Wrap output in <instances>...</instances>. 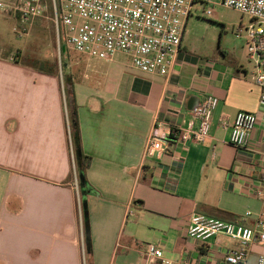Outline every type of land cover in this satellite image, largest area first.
<instances>
[{"label":"crops","instance_id":"1","mask_svg":"<svg viewBox=\"0 0 264 264\" xmlns=\"http://www.w3.org/2000/svg\"><path fill=\"white\" fill-rule=\"evenodd\" d=\"M12 21L13 30L16 15L2 13L0 26ZM184 37L166 76L134 69L123 53L75 52L79 65L62 68L0 48V264H150L148 244L182 264H227L239 242L189 239L192 217L264 221V114L245 43L244 54H204ZM208 96L218 100L209 137L182 144L177 133L199 127L194 109ZM239 111L259 118L244 148L220 125ZM155 129L166 139L150 155ZM261 256L253 244L246 264Z\"/></svg>","mask_w":264,"mask_h":264},{"label":"built area","instance_id":"2","mask_svg":"<svg viewBox=\"0 0 264 264\" xmlns=\"http://www.w3.org/2000/svg\"><path fill=\"white\" fill-rule=\"evenodd\" d=\"M197 4L205 6L203 13L208 17L213 16L215 6H222L249 18L247 23L235 25V34L244 41L248 60L254 67L253 81L260 88L264 114V0H0V12L17 16L13 31L21 36L28 33L34 19L46 17L50 11L59 55L67 47L92 60L109 61L123 53L134 69L166 76L181 49L187 23ZM217 103L216 97H206L194 109L199 127L177 133L178 141H205ZM258 123V116L246 111H239L230 124L226 114L220 118L221 127H230V143L236 148L247 146V137ZM162 138L166 139L159 130H153L146 153L162 151ZM217 235L239 242L237 248L225 253V262L246 264L253 244L264 247V221L258 219L248 227L200 215L192 217L187 229L189 239L203 242ZM142 253L150 264H182L165 258L161 248L153 244H148ZM257 264H264V256Z\"/></svg>","mask_w":264,"mask_h":264},{"label":"rangeland","instance_id":"3","mask_svg":"<svg viewBox=\"0 0 264 264\" xmlns=\"http://www.w3.org/2000/svg\"><path fill=\"white\" fill-rule=\"evenodd\" d=\"M46 1L48 2V0ZM204 7L202 4L195 6L194 14L186 26L185 44L197 53L210 54L214 52L217 54L219 50L229 52L233 48H237L244 54V41L236 37L235 25L240 21L247 23L249 18L238 11L222 6H215L213 16L208 17L203 13ZM50 16L49 11L46 17L34 19L32 23H39V25L35 28L31 26L28 33L21 36L12 30L11 24H15L14 21L3 22L0 26V48L13 52L12 60L19 57L25 64H37L40 59L49 57L48 65L58 64L64 68L67 61L68 65L78 66L81 58L69 47L66 46L67 52L65 53L67 54L59 55L58 40ZM1 17L2 13L0 12ZM22 54L23 56H21ZM66 56L67 59H65ZM249 64L252 65L250 62ZM63 76H65L64 72Z\"/></svg>","mask_w":264,"mask_h":264},{"label":"trees","instance_id":"4","mask_svg":"<svg viewBox=\"0 0 264 264\" xmlns=\"http://www.w3.org/2000/svg\"><path fill=\"white\" fill-rule=\"evenodd\" d=\"M15 61H18L17 58L15 59ZM89 165H90V158L88 156L82 155L78 162L79 174L84 176Z\"/></svg>","mask_w":264,"mask_h":264},{"label":"water","instance_id":"5","mask_svg":"<svg viewBox=\"0 0 264 264\" xmlns=\"http://www.w3.org/2000/svg\"><path fill=\"white\" fill-rule=\"evenodd\" d=\"M84 207H85V204H84ZM86 229H88L87 224H86ZM87 232H88V231H87Z\"/></svg>","mask_w":264,"mask_h":264}]
</instances>
